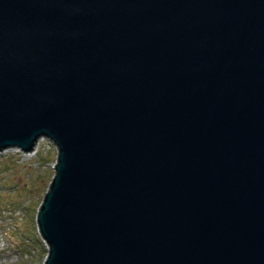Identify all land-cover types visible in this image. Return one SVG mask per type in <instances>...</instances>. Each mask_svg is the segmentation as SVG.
Masks as SVG:
<instances>
[{"label":"water","instance_id":"1","mask_svg":"<svg viewBox=\"0 0 264 264\" xmlns=\"http://www.w3.org/2000/svg\"><path fill=\"white\" fill-rule=\"evenodd\" d=\"M40 135L44 264H264V0H0V150Z\"/></svg>","mask_w":264,"mask_h":264},{"label":"rangeland","instance_id":"2","mask_svg":"<svg viewBox=\"0 0 264 264\" xmlns=\"http://www.w3.org/2000/svg\"><path fill=\"white\" fill-rule=\"evenodd\" d=\"M47 140L40 138L36 153L25 154L17 146L0 150V264H44L45 240L26 242L19 235L40 234L36 211L57 158Z\"/></svg>","mask_w":264,"mask_h":264},{"label":"trees","instance_id":"3","mask_svg":"<svg viewBox=\"0 0 264 264\" xmlns=\"http://www.w3.org/2000/svg\"><path fill=\"white\" fill-rule=\"evenodd\" d=\"M45 193V192H44ZM44 195V194H43ZM43 195H42V198H43ZM42 200V199H41ZM41 202V201H40ZM1 206V205H0ZM39 208H40V203L38 204V207H37V211H36V217H37V214H38V211H39ZM37 222V220H36ZM33 224H36V223H33ZM16 227H18L17 224H15ZM38 228V227H37ZM40 234H37V231L35 232L34 231V236H32L31 234H29L28 236H26L25 234L21 233V235H19V238L20 239H23L25 240L26 242H29V241H39L41 242V235L39 236ZM44 249H45V253L47 255L48 253V248L44 246Z\"/></svg>","mask_w":264,"mask_h":264},{"label":"built area","instance_id":"4","mask_svg":"<svg viewBox=\"0 0 264 264\" xmlns=\"http://www.w3.org/2000/svg\"><path fill=\"white\" fill-rule=\"evenodd\" d=\"M46 138V139H48L47 141H52L49 137H47V136H41V137H39L36 141H35V143H34V145H33V148L31 149V150H29V151H24L21 147H19V146H17L20 150H22V151H24V153L25 154H30L31 152H37V146H38V144H39V141H40V138ZM52 143L55 145V147H56V149H58L57 148V145L52 141ZM11 147H13V146H11ZM7 148H10V147H7ZM7 148H4V149H7Z\"/></svg>","mask_w":264,"mask_h":264}]
</instances>
